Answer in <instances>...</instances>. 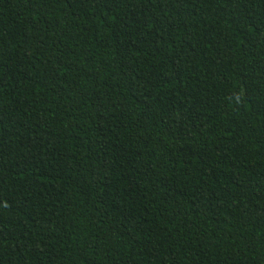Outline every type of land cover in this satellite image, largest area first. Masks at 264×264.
<instances>
[{"label": "trees", "instance_id": "16d2710c", "mask_svg": "<svg viewBox=\"0 0 264 264\" xmlns=\"http://www.w3.org/2000/svg\"><path fill=\"white\" fill-rule=\"evenodd\" d=\"M0 264H264V0H0Z\"/></svg>", "mask_w": 264, "mask_h": 264}]
</instances>
